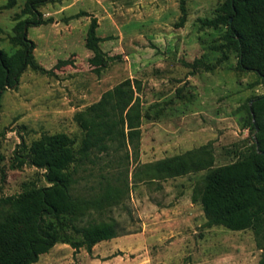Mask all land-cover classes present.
<instances>
[{
  "label": "rangeland",
  "instance_id": "obj_1",
  "mask_svg": "<svg viewBox=\"0 0 264 264\" xmlns=\"http://www.w3.org/2000/svg\"><path fill=\"white\" fill-rule=\"evenodd\" d=\"M29 0H0V49L15 50L10 38L17 21L37 17L26 35L34 43L36 62L0 102V196L47 185L43 169L14 166L18 144L29 146L42 134L63 132L80 144L83 132L76 111L97 101L125 78L137 79L142 117L138 152L125 158L97 153L78 168L83 177L75 192L100 195L107 184L120 187L112 205L89 207L85 219H114L123 233L74 250L56 243L32 264H264V233L207 225L195 183L210 168L244 159L254 149L253 132L244 128L245 106L264 94L253 71L236 67L237 57L223 49L224 27L210 28L222 0H50L23 13ZM11 2V4H9ZM95 18L101 49L113 60L96 74L85 46ZM208 149L209 168L179 176L151 178L144 164Z\"/></svg>",
  "mask_w": 264,
  "mask_h": 264
},
{
  "label": "trees",
  "instance_id": "obj_2",
  "mask_svg": "<svg viewBox=\"0 0 264 264\" xmlns=\"http://www.w3.org/2000/svg\"><path fill=\"white\" fill-rule=\"evenodd\" d=\"M50 0H29L23 13H34L37 5ZM11 4V2L9 3ZM176 25L186 18L184 1ZM37 17L17 21L16 34L10 38L16 46L7 53L0 49V102L3 92L18 84L20 75L32 67L45 71L35 60L34 43L26 35L31 24L42 23ZM210 28L224 27L221 35L224 50L236 54V67L255 72L264 83V0H222L211 18L201 19ZM92 18L86 32L85 46L91 51L88 62L96 74L113 56L100 47ZM141 83L125 78L100 98L74 113L73 119L83 132L80 144L63 132L42 134L27 147L16 149L14 166L29 163L43 169L47 185L26 188L20 193L0 196V264H32L56 243H67L74 250L90 251L97 242L123 234L114 219H85L89 207L112 205L121 188L107 184L101 194L85 196L75 192L83 177L78 168L93 163L97 153L116 154L128 147L136 155L142 117L137 93ZM244 128L253 132L254 149L242 160L210 168L193 187L192 200L199 201L207 225H222L231 230L252 228L264 233V94L254 96L245 106ZM208 149L187 150L143 165L151 178L179 176L209 168ZM264 238V235H263ZM165 264V263H157Z\"/></svg>",
  "mask_w": 264,
  "mask_h": 264
}]
</instances>
